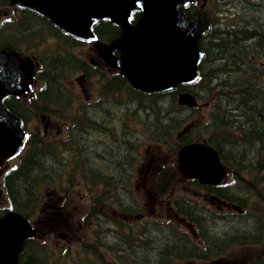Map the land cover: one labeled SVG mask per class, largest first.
<instances>
[{
  "label": "trees",
  "instance_id": "trees-1",
  "mask_svg": "<svg viewBox=\"0 0 264 264\" xmlns=\"http://www.w3.org/2000/svg\"><path fill=\"white\" fill-rule=\"evenodd\" d=\"M9 1L0 0V6L8 5ZM212 1L207 0L202 11L199 8L200 0H191L179 9L189 17L204 12L207 13L208 18V5ZM215 1H217L215 4L217 9L221 5L220 2L223 5L229 2V0ZM231 1L233 5L234 2H239V0ZM240 1L242 8H237L234 17L227 22L208 18V27L198 40L202 59L194 82L177 85L162 93H145L129 84L126 78L111 76L105 80L101 93L105 96L114 95L115 102L119 97L124 96L127 100L125 104L130 105L129 103L133 102L142 106L147 120L144 121L146 133L156 146L175 144L176 148L173 149L175 151L184 144L204 141L216 147L220 159L226 163L231 172H234L232 173L234 179L240 181V178L245 176L241 173L250 169L254 173L253 183L256 187L253 197L264 195L257 189L261 185L264 191V70L261 65L262 62L264 63V0L261 9L257 6L255 8L251 0L248 4ZM15 8L17 16L15 23H6L0 28V34L6 38L15 37L17 33L31 40H42L39 34L45 27L44 24H48L50 28L46 32L49 36L69 46L80 44V37L57 27L37 12L17 5ZM91 32L93 38L109 42L120 36V27L107 19L98 20L92 26ZM5 39H0V49L9 48L19 55L22 54L20 45L26 43ZM115 54H118V50ZM78 64V59L70 53L49 57L41 73L42 80L46 82L42 90L43 97L52 98L56 90L57 75L61 72L78 70ZM182 91L191 92L199 102L206 101L208 96L211 98L208 122L199 125L203 132L209 133V137L193 138L190 133L197 127V123L191 120L190 114L199 106L187 108L179 105L176 97ZM4 104L14 113L10 107L17 102L8 98ZM111 106L102 110L90 109L92 111L88 113L86 126L84 121H80L71 127L79 132V136H83L77 139V142L71 141V143L75 144L76 150L80 147L79 151L82 148L84 152L81 158L80 155L71 157L76 160V164L68 173L70 171L76 173L79 170L83 182L91 185L86 191L90 194L92 203L90 209L84 213L87 212L86 218L93 220L96 228L93 231L94 241L92 243L83 241L81 246L94 254L99 264H132V261L133 264H169L174 258L186 260L199 257L198 255L202 253L199 251V246L191 239L190 230L202 235L206 245L217 249L223 246H220V243L226 242L234 235H262L264 216L249 217L247 219L249 226H242L244 222L241 220L235 222L237 219L229 217L227 222H223H226L225 225L228 223L226 228L232 223V229L222 230L225 226L221 228L217 220L221 216H213L201 203L184 201L181 198H176L172 204L174 210L186 217L187 222L190 223L189 227L184 229L174 227L170 222L159 224L158 221L150 222L147 226L143 225L138 228L139 232H135L133 230L136 229L125 224L120 217H110L108 201L110 197L112 198L111 192L114 190L120 195L118 207L121 211L130 210L126 202L134 161L131 148L135 144L134 138L129 140L121 134L115 138L110 137L112 133L110 125L115 119ZM16 114L18 113L13 115ZM46 146L42 138L34 137L29 142L28 152L20 157L18 165L4 175L6 193L11 205L14 209L23 211L25 215L36 206L38 187L56 180L61 175L60 168L66 162L62 159L60 163L54 164L52 159L55 157L48 154ZM250 158L252 160H249ZM164 174L160 175L156 182L159 191L173 183V178L168 179L167 172ZM233 183L234 186L239 184ZM192 184L196 185L195 181H192ZM93 187H97L98 190L95 194ZM207 190L217 197L225 196V199L233 202L242 194V192L238 193V189H232L229 191V195L234 197L232 199L226 196L223 189L209 187ZM247 191L242 195L247 197ZM37 234L35 231L34 237L25 241L19 255V264L60 263L51 261L47 244L38 238ZM102 250L117 260L104 259L98 252ZM75 264H82V261L79 260ZM257 264H264V260L258 261Z\"/></svg>",
  "mask_w": 264,
  "mask_h": 264
},
{
  "label": "rangeland",
  "instance_id": "rangeland-1",
  "mask_svg": "<svg viewBox=\"0 0 264 264\" xmlns=\"http://www.w3.org/2000/svg\"><path fill=\"white\" fill-rule=\"evenodd\" d=\"M242 1H245L247 4L249 3V0ZM251 3L255 5V8L256 6L258 8V6L262 4V0H251ZM235 8H242V3L240 0L238 3L234 2V6H225L224 12L226 13L229 9L235 10ZM258 9H261V7ZM9 14V7L0 9V22L5 17L9 16ZM44 25L45 27H43L42 29L47 31L50 26L48 24ZM3 38L5 39L6 37L0 34V39ZM5 40L29 43L31 39L27 38L25 35H18L17 33H15V37H7ZM120 42L122 43L123 40H121ZM41 45V48L37 49L41 55L39 57L35 56L36 62L44 59V52L47 53V56L56 54L61 49H63L60 47V40L49 37H47ZM32 48H34L33 45L30 49ZM68 48L69 47H67V49ZM69 51L72 52V54L69 52L70 55L75 54L79 59L80 57L84 58V50H82L81 48H73ZM30 54L36 55V53H34L33 51L30 52ZM31 64V68L34 70V59L30 62V64L26 63L27 69L23 71L22 84H24L28 78L27 72H31ZM261 65H263V62L261 63ZM122 67L123 71L128 75V78L132 82L131 73L129 69L126 65H122ZM122 67H120V70H122ZM80 73V71H70L63 73L62 76L58 77L60 78V82L65 86L67 92L71 95L72 102L70 106L68 108L63 109L50 107V109H52L53 111L49 114L45 113L47 114V118L44 120L41 119V114H38V116L33 117V120L27 125V130H25L27 131V135L32 134L33 136L36 134L37 137L42 138V141L45 144L51 143L55 144L56 146H58L57 144L62 142V140L67 137V128L70 124L74 123L75 118L79 115L78 112L80 110V106L90 101H94L99 96V88L102 85L103 81L99 79H93L95 77H90L89 79L88 77H84L83 79H81ZM20 80L21 79H19L18 82H20ZM33 82L35 83V81H32V84L30 85L34 89H38L41 87L39 82H36V84H33ZM22 90H27L26 92L28 94L30 92V89L27 88H24ZM20 98L24 103L28 101L23 98V96H20ZM125 103H127L125 97H119L117 102H115V97H112L107 103V107L112 105L111 107L113 108V117H115V119L111 123V126H114L115 128L112 130V133L116 135L115 130L117 133L120 131L119 123L121 121H125L131 127L127 129V132L130 134L131 139H135V144L131 148L132 154L134 155V161L132 164V175L130 180V185L132 187V192H130V195L135 198V201L137 202V207H142V210L136 212V214L144 213L146 217H142L141 219L145 218V223H150L154 219H158L159 221L170 220V223H172L174 227L177 226L180 229L186 227V224H182L180 218H178L173 212L168 211L167 204L164 205V203H166V197H159L156 194L155 190H153L149 186H145V184L152 185V183H154V181L157 179L158 175H165L163 171L169 173V179H171V177L173 178L175 184V187H173V189L175 190L176 194H179L181 196L183 194L193 195L194 193H196L198 197L195 198V200L200 201L206 210L210 212L219 211V204H209V202L207 201V197L202 200L203 194L206 195V192L202 187H195L191 189L184 187L185 185H188L186 184V179L188 178V176L182 174L177 167L176 153L178 151V148L175 151L173 150L176 148L175 144L163 145L161 147H158L150 141L145 129V122L147 120L143 107L133 102H130V105ZM199 103L201 106L199 105L198 108L192 110L190 114L191 120L197 123V127L193 128L190 133L193 135V138L201 137L202 139L204 137L210 136L207 131L203 132L199 125H203L208 122L209 109L211 108V98L208 96L206 101ZM61 106H63V104H61ZM30 108L32 109V111L35 109L31 105ZM97 118H99V116H97ZM99 124L100 123H98V125ZM71 131L73 132V130ZM111 137L115 138L116 136ZM74 138L78 140L80 139L77 135H75ZM29 142L30 140L26 145H24L22 150L18 151L16 154L4 157L5 159L1 158L3 156L0 153L1 208L7 206L8 204L1 175L3 171H5V169L8 170L9 167H13L19 162L20 157H22L27 152ZM68 147L70 150V148L72 147L71 142L68 143ZM61 152H64L62 146L59 153L61 154ZM60 154H56V157L53 158L54 160L52 159L54 164L60 163L62 161V156ZM249 160L252 159L250 158ZM75 161L76 160H73L72 158H68V160L64 162L63 166L60 168L61 175L57 177L56 180L51 181L50 184H42L38 187V200L36 202L35 208L31 211L29 215V220L35 228L36 232L38 233L37 237L44 240V242L47 244L52 262L59 261L60 263L64 264H75L80 260L82 261V264H99V260L95 258L94 254H92L86 249H83L81 245L78 246L77 244L78 239H81V241H84V243H92L94 241V239H92L94 237L93 231L94 229L96 230V228L93 223L94 221L86 218L87 212L84 213V211L90 209L92 203L91 199L89 198L90 194H88V192L86 191V188L91 187V185H87L85 182H83L79 170H77L76 173H72L71 171L68 173L69 169L73 168V166L76 164ZM242 174L245 176L241 177L240 181L236 179V182L239 184H236L234 189H238V193L242 192V194H245V191L243 189H245V186H247V198L245 195L241 194L240 198L235 202L237 205L244 204L243 212H247V214H243V216L240 217V220L241 222H244V225L242 226H249L250 223L247 221L249 217L256 214L264 216V195L252 197L256 189L253 183L255 180L253 179L254 173L251 172L250 169H247L246 172H242L241 175ZM228 178L229 183L234 182L233 178H231L230 176ZM262 187L263 186L259 185L257 189L259 193L264 194V191H262ZM58 189L59 194L54 193V191ZM93 189L95 190V194V192L98 191L97 187H93ZM65 191H67L66 194L68 196L64 198ZM58 196L60 197V200L53 201ZM49 197H53L52 203L48 202ZM63 200H65L64 204L62 203ZM157 202L162 203L161 207L160 205H158ZM54 204L56 206H59L60 211L57 215L53 214V217H51L52 215L48 211L50 210L51 205ZM63 208H65L64 214ZM117 216L124 219L125 224L133 226L134 229H136L133 231H140V229L138 228L141 227V222H143H140V219H133L130 218V216L127 218H123L118 213ZM225 223L226 222L219 223L221 224L219 225L221 226V228H224L225 226V229L222 230H226L229 228L232 229V223H229L230 225L227 228L226 225L228 223L226 225ZM75 238H77V240ZM103 251L104 250L98 252L102 254L104 259L112 260V256L104 253L106 251ZM225 254L226 256H229L232 261V264H249L250 261L254 260L257 257H264V244H238L231 247L228 253ZM183 261L185 260H173L170 263H187Z\"/></svg>",
  "mask_w": 264,
  "mask_h": 264
},
{
  "label": "water",
  "instance_id": "water-1",
  "mask_svg": "<svg viewBox=\"0 0 264 264\" xmlns=\"http://www.w3.org/2000/svg\"><path fill=\"white\" fill-rule=\"evenodd\" d=\"M35 10L68 32L86 36L88 28L99 18L109 17L117 23L130 10L141 8L143 16L127 28L126 60L134 73L135 84L146 92L171 89L178 83L195 79L201 52L197 40L206 27L199 15L185 18L175 8L187 0H13ZM17 61L7 50L0 51V100L17 87ZM178 103L192 107L195 97L189 92L178 96ZM20 132L15 119L0 103V147L7 153L16 150ZM180 168L203 184H217L225 169L217 152L203 143H190L177 153ZM29 222L7 212L0 218V264H18L24 241L33 235Z\"/></svg>",
  "mask_w": 264,
  "mask_h": 264
},
{
  "label": "flooded vegetation",
  "instance_id": "flooded-vegetation-1",
  "mask_svg": "<svg viewBox=\"0 0 264 264\" xmlns=\"http://www.w3.org/2000/svg\"><path fill=\"white\" fill-rule=\"evenodd\" d=\"M139 16L140 15L138 13L130 12L124 18L125 23L129 27H131L137 22ZM81 44L84 45V46L79 47L82 50H84V58L81 57L82 62H79L80 66H81L80 70L83 72V73H80L81 79H83L84 77H88V79L90 77H95L93 79L102 80V78H104L105 75L120 71V67H122L123 63L120 60L119 55L115 56V55L111 54L112 50L114 52H116V50L114 48H116L117 45H119V42L117 40H113L111 42V46H106V45H104V44H102L96 40H94V41L93 40H88V41L83 40V41H81ZM29 56L30 57L27 59V62L30 64V62L33 59L35 60V56L33 54H29ZM33 66L35 67V69L33 70L31 68L32 67V64H31L30 65L31 72L27 73V77H28L30 84H32V81H33L32 75L35 76V74H38V72H36V70H38L39 64L36 61H34ZM86 68H88L89 70H92V71H87ZM122 70H123V67H122ZM37 94H38V97H40V99H39V105L40 106L38 107V112H41V113L44 112L43 114H41V119H43V120L47 118V114H45V113L49 114L50 112L53 111L52 109H50V107L64 108L65 106L70 105L72 102L71 95L67 92L66 89H63L60 86H58V84H56V90H54V95L52 98L46 97V96L41 97L39 92H37ZM61 104H63V106H61ZM24 106H25V108L27 107V109L29 110L28 104L25 103ZM25 108H23V110H25ZM18 116L22 117V115L19 113H18ZM206 196L207 195L203 194V198H205ZM49 201H50V199H49ZM50 202H52V201H50ZM54 207H55V209L58 208V206H54ZM256 236H255V239H258V237H256ZM224 243H226V242L220 243V246L224 245ZM234 245H236V244H234ZM220 246H218V247H220ZM228 251H229V249L227 250V253H228ZM206 258H207V256H205V259H203V258L200 260L193 259V260H191L190 263H187V264H232L231 259L229 258L228 255L226 256L225 252H222L219 255L218 259H217V254L214 257H211L209 259H206Z\"/></svg>",
  "mask_w": 264,
  "mask_h": 264
},
{
  "label": "bare ground",
  "instance_id": "bare-ground-1",
  "mask_svg": "<svg viewBox=\"0 0 264 264\" xmlns=\"http://www.w3.org/2000/svg\"><path fill=\"white\" fill-rule=\"evenodd\" d=\"M264 46V45H263Z\"/></svg>",
  "mask_w": 264,
  "mask_h": 264
}]
</instances>
